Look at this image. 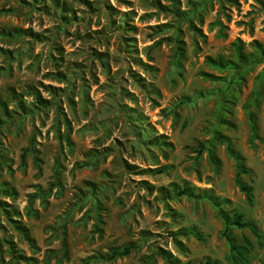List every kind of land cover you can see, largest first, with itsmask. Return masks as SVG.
I'll return each instance as SVG.
<instances>
[{"label": "rangeland", "instance_id": "1", "mask_svg": "<svg viewBox=\"0 0 264 264\" xmlns=\"http://www.w3.org/2000/svg\"><path fill=\"white\" fill-rule=\"evenodd\" d=\"M263 55L264 0H0V264H231L235 214L264 264Z\"/></svg>", "mask_w": 264, "mask_h": 264}, {"label": "trees", "instance_id": "2", "mask_svg": "<svg viewBox=\"0 0 264 264\" xmlns=\"http://www.w3.org/2000/svg\"><path fill=\"white\" fill-rule=\"evenodd\" d=\"M252 62L261 64L264 63V55L260 58L253 59ZM253 121V120H252ZM253 130L256 131V127L253 126ZM231 150V148H229ZM230 154L233 155L232 152ZM162 171L158 170L155 171V174H160ZM245 172L243 171L241 166H238V171L236 174V183L240 187L241 191L245 194L246 200L249 204H252V192L253 189L251 186L246 185L244 182L241 180L242 174ZM229 226H234L239 229H244V228H250L251 226L249 225L248 222L243 221V216L240 214H235L231 221L227 222V227L226 231L228 230ZM253 230V229H251ZM226 231L224 232V236L229 244V255L228 259L231 264H249L250 263V255L254 249V245L252 242L248 239H244V242L242 244H235L233 240L227 235ZM256 236L260 238V235H258L257 232H255ZM177 235L182 236V237H187L189 235H194L198 236L194 231H179ZM263 247V245H260ZM130 249L126 248L120 255H128ZM205 264H210V263H205Z\"/></svg>", "mask_w": 264, "mask_h": 264}]
</instances>
